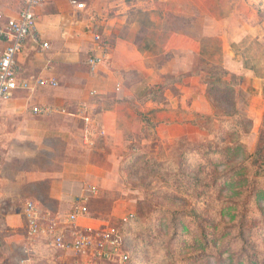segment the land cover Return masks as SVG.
I'll use <instances>...</instances> for the list:
<instances>
[{
  "label": "crops",
  "instance_id": "crops-1",
  "mask_svg": "<svg viewBox=\"0 0 264 264\" xmlns=\"http://www.w3.org/2000/svg\"><path fill=\"white\" fill-rule=\"evenodd\" d=\"M71 1L45 0L35 9L36 37L27 39L16 59L20 81L54 79L58 86L16 91L10 100L0 101V207L10 211L5 215L6 226L20 230V236L5 237L4 242H20V249L35 263L38 241L48 242L51 237L28 235L25 205L33 203L45 218V225L65 217L82 198H88L87 206L91 202L104 204L103 201L116 205L118 198L106 199L105 195L118 192L116 162L124 146V132L131 131L136 120L132 101L151 87L160 89L170 81L167 78L162 82L168 74H181L179 56L174 52L184 54L185 50L195 49L183 44L167 46L161 38L153 41L151 49L139 51L133 42L140 25L133 22L131 15L138 10L154 20L153 1L170 0H73L82 4V9ZM187 1L205 6L211 0ZM221 1L222 15L217 16L224 20L220 29L225 35L223 51H227L225 58H230L227 66H233L237 62L228 52L227 35L230 32L234 44L247 39L261 43L264 0H242L240 10H233V0ZM22 6L23 0H0V26L17 17ZM196 8L202 12L199 6ZM210 13L207 12L209 17H215ZM236 17L238 26H233L232 19ZM95 33L107 42L109 57L92 73L87 61L95 52ZM41 43H47L48 49L42 50ZM201 77L187 76L174 83L176 92L166 90L165 103L148 101L138 105L156 124L160 143L162 137H172L191 125L192 119H181V112L212 116ZM174 98L175 113L169 111V100L172 103ZM190 103L189 111L186 105ZM35 107H49L52 113L34 114ZM86 117L87 125L83 121ZM91 188L96 189V194L89 191ZM115 216L112 213L109 218ZM95 226L83 217L60 227L58 234L71 240L80 230Z\"/></svg>",
  "mask_w": 264,
  "mask_h": 264
},
{
  "label": "rangeland",
  "instance_id": "rangeland-1",
  "mask_svg": "<svg viewBox=\"0 0 264 264\" xmlns=\"http://www.w3.org/2000/svg\"><path fill=\"white\" fill-rule=\"evenodd\" d=\"M151 5L156 9L153 12L154 20H150L149 14L138 10L131 15L133 22L140 25L133 37L152 41H160L164 38L167 46L178 44H183L185 47L195 46L192 52L200 53L199 57L205 60L198 62L199 58H195L197 67L205 73L213 69L226 71L225 80L235 86L239 85L244 94L249 96L248 101L246 102L243 97L239 112L229 118L222 116V121L219 123L215 119H206L207 116L196 113L189 115L190 112L180 111L182 114L180 118L192 119L189 120L192 126L187 125L186 130H179L172 137L171 134L162 137L161 143L160 140L152 141L153 144L141 148L142 153L161 163V167L150 172L151 168L141 163L129 168L125 166L117 179L118 192L105 195L106 199L118 198L116 205L108 203V200V202L103 201L104 204L89 203L85 218H88L90 223H96L94 228L110 223L121 227L125 223L122 219L128 221L133 217L138 218V222L134 225L137 244L133 243L132 239L128 243L126 236L121 234L123 243L119 253H111L112 259L109 261L93 262L86 258H75L70 251L61 252L48 245L49 242L40 239L36 246L38 249L36 263L31 262L32 258L20 249V242L11 245L4 242L5 237L20 236V230L15 231L6 226L5 215L10 211L7 212V207H0V264H71L76 261L79 264H127L130 258L129 252L134 247L140 252L138 258H142L143 264H202L201 261L199 263L187 261L185 257L197 249H181V244L190 239L192 229L199 237V226L213 221L220 226L223 242L230 244L226 251L228 253L222 256L226 260L229 254H233L234 261L245 246H247L246 256L255 251L259 254L262 252L264 159L252 155L257 148L259 138H264V40L261 43L254 39L242 40V42L239 40L234 44L229 32L228 52L233 53L232 61H236L237 64L227 66L230 58H225L227 51H223L222 40L225 35L220 31L224 27V20L217 16L222 15V1L221 3L220 0L206 1L205 6L187 0H170L166 3L153 1ZM196 6H199L202 12L205 11L204 17ZM241 6L242 0H233V10H240ZM207 12H211L210 14L215 17H209ZM194 14L197 16L191 17ZM232 21L233 26H238L237 17ZM177 28L184 31L183 36L173 33L175 31H163ZM177 36L180 39L175 38ZM237 37H240V34ZM181 38L186 41H182ZM174 53L180 55V52ZM174 77L175 74H168L162 82ZM169 101L171 104L169 111L175 113L176 110L172 107L176 109L174 104L177 98L172 103L171 100ZM186 106L190 111L191 103ZM185 123L189 122L185 121ZM181 133H184V136H176ZM182 151L185 154L180 158ZM116 163L119 165V161ZM157 190H161L163 194L160 197L152 196L151 194ZM172 194H180L181 201H168L166 195ZM190 205L196 208L200 218L196 224L190 222L188 229L183 232L185 235L181 233L180 237L172 236L161 227L151 229V224L156 225L160 220L168 217L167 211L183 207L190 209ZM112 213L117 216L109 218ZM130 215L132 217L128 218ZM165 223H168L167 219ZM243 229L251 231L250 234H246L249 240L246 236H240ZM211 239V236L208 237L209 242ZM217 259L220 258L209 256L203 264H216Z\"/></svg>",
  "mask_w": 264,
  "mask_h": 264
},
{
  "label": "trees",
  "instance_id": "trees-1",
  "mask_svg": "<svg viewBox=\"0 0 264 264\" xmlns=\"http://www.w3.org/2000/svg\"><path fill=\"white\" fill-rule=\"evenodd\" d=\"M176 16H185V15H176ZM197 15H191V17H196ZM190 17V16H187ZM178 18V17H177ZM163 31H175L173 33H178L179 35L183 36V32L180 28L177 29H164ZM136 47L139 51L142 50H149L153 45V41H149L146 39L138 40L134 37V41ZM142 47L144 49H142ZM179 53V52H178ZM179 62H180V69L181 74L177 77L175 76L172 80L166 82L160 89L155 90L154 87H151L147 93L143 94L139 98H135L132 102L135 104V114L136 120L133 125V129L131 131L124 132V146H123V154L121 158H119V165H117L116 171L118 174L117 179L120 177L122 170L127 166V168L132 167L141 163L144 166L151 168L150 172H154L153 169H157L161 167V163L154 160L153 158L147 157L145 153H142L143 150L141 148L150 145L152 141L158 142L159 138L156 134L155 127L156 124L148 117L146 114L143 113L138 105H144L148 101H156L158 103H165L164 94L166 90L175 91L174 87L172 86L174 83L181 82L184 77L187 76H203L201 77L202 84L204 85V98L207 101L212 116L205 117L206 119L211 120L215 119L219 123L222 121L221 117L224 116L226 118L235 116L240 110V104L243 101V97H245L246 102L248 101V97L244 94L241 87L235 86L229 81L225 80L226 71H218L217 69L209 70L206 73L203 70L199 69L196 65L195 58H199L198 62H203L200 53H194L192 50H185L184 54L180 52ZM209 61V60H208ZM223 107V109H221ZM202 129V128H200ZM153 144V143H152ZM195 150H193L194 152ZM264 138L260 137L258 140L257 148L252 156L255 158L258 157L259 159H264ZM184 151L180 153V158L183 157ZM163 194L161 190L154 191L151 195H156L160 197ZM165 196V195H164ZM180 194H172L166 195V199L168 201H181ZM190 209H172V211H167L168 217L163 218L160 220L156 225L151 224V229L158 228H165L166 233L172 234V236L180 237L181 233L185 232L188 229V225L192 221L196 224V221L199 220L200 214L196 211V208L192 205L189 206ZM165 219H167L168 223H165ZM138 222V218H132L122 224L119 227L120 234H122L128 241L131 239L134 241L133 243L138 241L135 239V227L134 225ZM156 226V227H154ZM208 229L206 230V228ZM241 227V226H239ZM220 226L215 221L212 223L208 222L206 224H201L199 226L200 235L197 237V233L194 229L191 230L190 239L187 241L182 242L181 249H197L195 252L189 254L185 259L187 261H201L203 264L207 261L209 256H218L220 259L216 264H264V248L261 253L262 256L259 257L257 251L253 252V254L249 255L245 254L247 250V246L243 247L242 253L233 261V254H229V257L223 258L222 256L229 248V243H224L222 234L220 231ZM81 231V230H80ZM181 231V232H180ZM122 232V233H121ZM251 231H241L240 236L244 237L246 234H250ZM185 235V234H183ZM212 237L211 241H208V237ZM137 238V237H136ZM249 240V237L246 236ZM48 242H52V239L47 240ZM225 244V245H224ZM264 246V245H263ZM140 252L135 249L129 252V260L127 264H143L141 259L138 258ZM227 261V262H226ZM208 263V262H207Z\"/></svg>",
  "mask_w": 264,
  "mask_h": 264
},
{
  "label": "built area",
  "instance_id": "built-area-1",
  "mask_svg": "<svg viewBox=\"0 0 264 264\" xmlns=\"http://www.w3.org/2000/svg\"><path fill=\"white\" fill-rule=\"evenodd\" d=\"M45 0H23V6L17 17L9 18L5 24L0 27V101H8L12 98L16 91H29L33 88H56L58 86L54 79H37L33 83L29 81H20L17 72V56L22 51V47L28 38L36 37V17L34 11L40 7ZM71 4L78 9H82L83 5L71 1ZM95 43V52L88 59L87 66L90 72L94 73L101 67L109 57V47L107 42L95 33L93 35ZM42 50L48 49L47 43H41ZM34 114L47 115L52 113L49 107H35ZM84 124L89 123V118L83 119ZM86 133L88 129L85 128ZM92 194H96V189L89 190ZM88 198H82L74 207V209L61 219H54L47 223L40 216L38 210L33 203H27L24 213L28 221V235L36 237L39 235L49 236L52 239V246L61 252H71L75 258H86L93 262L111 260V253H119L121 250L122 237L118 231L117 224L101 225L98 228L87 227L73 235L71 240L58 230L63 225L74 224V222L87 216ZM130 215L128 218H131ZM126 222L127 219H122ZM129 220V219H128ZM125 257V256H124ZM71 264H79L77 261ZM91 264V263H88Z\"/></svg>",
  "mask_w": 264,
  "mask_h": 264
}]
</instances>
